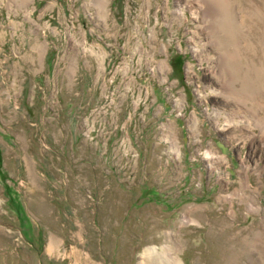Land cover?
<instances>
[{"label": "rangeland", "instance_id": "374dc122", "mask_svg": "<svg viewBox=\"0 0 264 264\" xmlns=\"http://www.w3.org/2000/svg\"><path fill=\"white\" fill-rule=\"evenodd\" d=\"M101 1L0 0V264H264V0Z\"/></svg>", "mask_w": 264, "mask_h": 264}, {"label": "bare ground", "instance_id": "6f19581e", "mask_svg": "<svg viewBox=\"0 0 264 264\" xmlns=\"http://www.w3.org/2000/svg\"><path fill=\"white\" fill-rule=\"evenodd\" d=\"M96 1H98L97 4H98L99 7H100V6H103V5L101 4V2H102L101 0H96ZM49 246H50V245H49Z\"/></svg>", "mask_w": 264, "mask_h": 264}, {"label": "water", "instance_id": "95a60500", "mask_svg": "<svg viewBox=\"0 0 264 264\" xmlns=\"http://www.w3.org/2000/svg\"><path fill=\"white\" fill-rule=\"evenodd\" d=\"M222 147V150L224 151L226 148L225 147H223V146H221Z\"/></svg>", "mask_w": 264, "mask_h": 264}]
</instances>
